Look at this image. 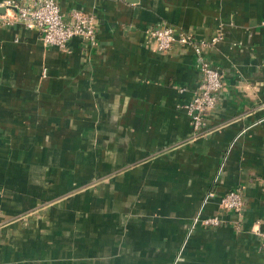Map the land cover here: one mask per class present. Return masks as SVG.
<instances>
[{
    "label": "crops",
    "instance_id": "crops-1",
    "mask_svg": "<svg viewBox=\"0 0 264 264\" xmlns=\"http://www.w3.org/2000/svg\"><path fill=\"white\" fill-rule=\"evenodd\" d=\"M57 1L94 15L97 45H44L0 0V264H264V0ZM164 24L222 36L198 130L179 105L199 60L158 51Z\"/></svg>",
    "mask_w": 264,
    "mask_h": 264
},
{
    "label": "built area",
    "instance_id": "built-area-1",
    "mask_svg": "<svg viewBox=\"0 0 264 264\" xmlns=\"http://www.w3.org/2000/svg\"><path fill=\"white\" fill-rule=\"evenodd\" d=\"M2 6L13 12L16 19L27 29L38 30L44 45L67 48L70 41L79 37L88 48L98 44L96 18L81 9H73L66 19L57 0H4ZM158 51L164 52L175 44L188 45L199 60L202 80L192 98L179 106L190 117L193 127L198 130L204 124L206 116L217 106L218 94L223 87V76L218 67L213 65L206 55L222 39L221 35L210 40L197 39L189 30H177L170 24H164L151 31ZM186 89L181 88V92ZM221 207L227 211L241 212L245 207V198L240 190H230L221 199ZM217 216L202 220L205 226L220 225ZM260 244L264 248V231H257Z\"/></svg>",
    "mask_w": 264,
    "mask_h": 264
}]
</instances>
